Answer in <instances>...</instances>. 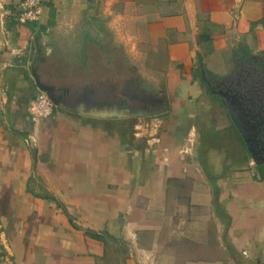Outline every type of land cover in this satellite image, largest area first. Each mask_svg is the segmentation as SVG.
Instances as JSON below:
<instances>
[{
  "label": "crops",
  "instance_id": "1",
  "mask_svg": "<svg viewBox=\"0 0 264 264\" xmlns=\"http://www.w3.org/2000/svg\"><path fill=\"white\" fill-rule=\"evenodd\" d=\"M18 1L0 14L7 264H264V165L203 79L264 55V0H42L40 21L25 24ZM112 41L144 80L158 74L147 84L168 110L113 120L55 107L34 120L35 58L43 83L91 95L85 76L69 75L89 73L91 46Z\"/></svg>",
  "mask_w": 264,
  "mask_h": 264
},
{
  "label": "flooded vegetation",
  "instance_id": "2",
  "mask_svg": "<svg viewBox=\"0 0 264 264\" xmlns=\"http://www.w3.org/2000/svg\"><path fill=\"white\" fill-rule=\"evenodd\" d=\"M264 55L252 56L248 55L237 57V66L233 67L232 74L221 78V80L209 79L204 77V82L208 85L209 90L218 99L220 105L222 95L226 102L231 106V101L234 99L233 106L235 107V119L238 125L244 131V138L235 128L241 144L250 159L255 165H264V69L262 68ZM120 79V78H119ZM122 84H125L128 79H121ZM138 88H143L138 85ZM116 88V86H115ZM115 88L110 85V91H103V97H92L93 89L91 88V95L81 94L79 97L67 95V102L71 105H84L85 107L91 105L93 102L99 104L102 108L106 103H126L127 100L120 99V96L115 91ZM220 94V95H219ZM153 94L152 101H131L134 104L129 106L133 108L150 107V109H162L164 99L157 97L156 100ZM94 99V100H93ZM115 100L116 102H114ZM153 105V106H151ZM224 108V107H223ZM227 112V111H226ZM247 144V145H246Z\"/></svg>",
  "mask_w": 264,
  "mask_h": 264
},
{
  "label": "rangeland",
  "instance_id": "3",
  "mask_svg": "<svg viewBox=\"0 0 264 264\" xmlns=\"http://www.w3.org/2000/svg\"><path fill=\"white\" fill-rule=\"evenodd\" d=\"M14 11H16V7L14 8ZM16 14H17V11H16ZM15 17L17 18V16ZM125 54L126 53L124 49L120 46V44H117V43L112 44L111 50L107 48L105 50H102L100 48H96L93 45L91 46V71L89 73L88 72L70 73L69 76H71V78L68 81L71 84H76L78 81L77 79L76 81L73 80V75L76 78L78 77L77 75H80L82 79L84 76L87 78V82L89 85H91L93 90H94V87L101 86L104 88L103 91L105 90L110 91L109 90L110 85H112L114 88L115 86H117L115 88L116 93L118 94V96H120V99L127 100L128 105L134 104L131 101H135V100L152 101L151 99H152L153 94H157V90H160L161 88L159 87L151 88L147 84L148 83L147 81L152 79L154 75L157 76L158 74L155 72H149V71L144 72L143 76L147 77L148 79L147 81L144 80L141 77V74L139 73V70L142 71L143 69L142 66L136 65L135 62L131 59V57ZM104 67L108 68V70L111 68L113 71H110V72H107L108 70L103 71ZM64 74L68 75V73H64ZM118 74H121V76H124L126 79H128L127 82L124 84L123 89H121L123 84H122V80L117 77ZM110 76H112V78H110ZM156 80H159V78H156ZM140 84L142 85L143 88L137 87ZM72 86L73 85H70L71 88ZM102 97L100 98V100L102 99ZM113 101L116 102L115 100ZM92 104L96 106H100L99 104H95V102H93ZM1 243L2 242L0 241V264H7L8 260H7L6 255L3 254L4 250H3Z\"/></svg>",
  "mask_w": 264,
  "mask_h": 264
},
{
  "label": "water",
  "instance_id": "4",
  "mask_svg": "<svg viewBox=\"0 0 264 264\" xmlns=\"http://www.w3.org/2000/svg\"><path fill=\"white\" fill-rule=\"evenodd\" d=\"M198 61L200 67H202L201 58L199 56ZM43 61V58L38 56L35 58L33 65L31 66V76L35 82V85L38 91L45 93L55 107H59L69 112L79 113L81 115H88L89 117L98 118V119H127V118H144L151 117L155 115L162 114L168 110L167 101H164V105L162 109H150V107L144 108H133L126 103H121L120 105L116 103L108 104L106 103L102 108L91 104L87 107L84 105H71L67 102V91L63 89H56L54 86L45 84L41 81L40 76L37 72V67L35 65L36 62ZM201 74H203V70H201ZM204 79V78H203ZM220 95V94H219ZM221 97V104L224 109L228 112L231 121L233 122L235 128L244 138L245 133L238 125L237 120L235 119V107L233 106L234 99L231 101V106L226 102L224 97ZM237 115V114H236ZM247 145V144H246Z\"/></svg>",
  "mask_w": 264,
  "mask_h": 264
},
{
  "label": "built area",
  "instance_id": "5",
  "mask_svg": "<svg viewBox=\"0 0 264 264\" xmlns=\"http://www.w3.org/2000/svg\"><path fill=\"white\" fill-rule=\"evenodd\" d=\"M6 0H0V14L7 16V10H4ZM43 9L42 0H19L16 5L17 20L21 24L26 22L37 23L40 21V17ZM55 106L48 98V96L39 91L29 105V112L36 121H40L49 116L54 110Z\"/></svg>",
  "mask_w": 264,
  "mask_h": 264
},
{
  "label": "trees",
  "instance_id": "6",
  "mask_svg": "<svg viewBox=\"0 0 264 264\" xmlns=\"http://www.w3.org/2000/svg\"><path fill=\"white\" fill-rule=\"evenodd\" d=\"M50 13L52 14V9H50ZM262 63H263V65H264V61H263ZM262 68L264 69V66H263Z\"/></svg>",
  "mask_w": 264,
  "mask_h": 264
}]
</instances>
